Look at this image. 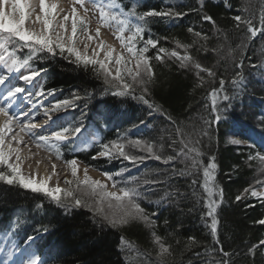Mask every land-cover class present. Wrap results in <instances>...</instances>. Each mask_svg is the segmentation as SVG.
I'll return each instance as SVG.
<instances>
[{
	"label": "trees",
	"instance_id": "obj_1",
	"mask_svg": "<svg viewBox=\"0 0 264 264\" xmlns=\"http://www.w3.org/2000/svg\"><path fill=\"white\" fill-rule=\"evenodd\" d=\"M114 1L127 14L133 11L143 14L153 8H172L188 13L182 19L145 17L147 23L144 25V39L151 35L158 40V48L176 50L181 56L185 54V49L177 48L176 42L190 45L188 55L217 73L215 79L203 73L204 83L201 85L195 69H182L179 61L168 56H162L163 61H158L155 59L157 49H149L146 55L152 58L154 83L149 86L148 98L178 123L186 125L188 130L206 127L204 120L214 118L210 113L208 94L213 87L219 88L221 77L226 79L225 87L229 95L237 93L219 126L213 124L209 136L202 137V145H199L203 153L200 159L205 165L215 156V182L223 189V202L217 217V239L220 243H213L210 229L200 218L199 206L193 207L194 201L188 188L191 177H173L170 187L153 186V193L140 201L150 219L156 220V235L170 249L168 264H208V261L222 257L221 247L231 254L232 264H264V245H260V241L264 240V225L258 223L264 219V199L252 197L244 191L254 187L258 175V161H249V154L255 156L259 152L264 155V67H261L264 64V36L258 33L257 37L247 41V48H240L243 34L236 30L233 19L235 15L255 17L253 23L260 27L259 17L264 0H205L203 12L211 15L220 29L216 35L213 34V25L203 21L193 11L199 7V0ZM189 27L193 28L192 33L188 31ZM242 27L246 31V26ZM195 32H201L208 39L196 37ZM217 48L219 52L214 51ZM11 51L21 62L29 55L27 48L15 49L12 46ZM38 56L42 58L33 57L29 65L44 70L43 89H55L57 100H71L74 92L82 97L75 101L80 110L73 121H76L77 127L91 128L97 135L95 144L89 148L72 151L69 144H64L61 151L65 163L68 159L77 158L79 163L101 174L127 167L124 180L135 176L142 189L149 187L143 184L144 180L163 179V170L167 168L171 171V165L165 166L151 158L135 165L122 158L111 161L101 157L92 159L100 150L101 143L113 140L131 148L129 141L140 139L155 144L164 155L172 154L168 137L175 125H170L158 114L149 117L147 105L132 99L131 95L113 96L112 91H105L102 78H97L91 66L78 67L58 55L53 57L40 53ZM241 58L243 66L239 69L235 64L241 63ZM239 71L243 72V86L234 88L230 81ZM139 94L137 89L136 95ZM232 137L245 144L228 143ZM139 153L140 156H147L146 152ZM175 167L184 165L176 163ZM165 191H178L184 195H174L160 202ZM202 191L198 187V192ZM238 195L242 197L239 201L236 200ZM153 212L158 216H151ZM99 219L96 217L94 220L93 213L86 208L66 212L43 193H33L0 182V232L14 229V236L20 240L34 236L32 243L44 264H155L159 245L155 244L152 231L145 224L140 222L113 228L98 223ZM253 245L258 247L250 254L249 249Z\"/></svg>",
	"mask_w": 264,
	"mask_h": 264
},
{
	"label": "snow or ice",
	"instance_id": "obj_2",
	"mask_svg": "<svg viewBox=\"0 0 264 264\" xmlns=\"http://www.w3.org/2000/svg\"><path fill=\"white\" fill-rule=\"evenodd\" d=\"M88 3L91 5V10H99V23L95 29V37L89 34L88 31L87 13L90 8L86 7V0H72L73 7H71L70 13L63 8L58 9L55 2L49 3L47 0H0V49H4L5 53L0 55V62H3L4 65V67L0 68V86L7 85L13 78H18L29 87L33 86V82L42 75L44 70L31 68L29 61L33 57L42 58L38 56L40 53H47L53 57L58 55L78 67L88 68L91 66V70L96 74L97 78H102L105 91H112L113 96L131 95L132 99L147 105L149 117L158 114L164 120L170 122V125H175L174 131L168 137L171 141L169 146L173 149L172 154L164 155L162 150L157 148L155 144L136 139L129 141V143L142 152H146L147 156L130 155L124 150L125 145L123 143H120L119 140H113L109 143H101L100 150L92 159L95 160L97 156L109 161L122 158L124 161L135 165L143 163L147 158H151L161 161L165 166L171 165V171L169 172L165 168L162 173L163 179L144 180L143 184L149 185L146 189H142L138 178L135 176H130L128 180H124V173L128 171L127 167H122L114 173L104 171L102 175L107 181L111 182V190H109L105 183L100 180H94L87 174V167H85L84 175L81 179L78 176L79 161L77 158H72L66 160L71 179L65 180L68 185L65 189H61L59 186L48 187V179L37 180L35 177H26L22 174V164L25 158L22 156L23 149L21 148L22 144L28 147L24 142L25 135L29 136L37 148H44L53 152L57 159L62 158L61 145L64 143L69 144L72 151L78 149L79 146L75 142L78 140L82 127H60L58 123L59 117L55 116L56 119L54 120L52 113H60L61 110L66 112L75 105L76 100H80L82 97L74 92L71 100H57L52 103L50 108H44L43 114L47 117V121L41 126L31 122L30 111H25L23 108L19 111L13 110L17 104L18 96L25 93L27 89L22 85H10L5 87L4 93L0 95V100L3 101L0 103V182L9 186H19L21 189L33 193H43L66 212H70L75 208H86L93 213L94 220L96 217L100 218L97 221L98 223H104L113 228L142 222L152 231V238L155 244L159 245L158 259L155 264H168L167 256L171 254L170 249L165 246V242L161 237L156 235V220L150 219L149 214L141 206L140 201L153 193V186L164 185L170 187V181L173 177H191L188 188L191 190L190 196L194 201L193 207L199 206L201 211L200 218L204 222L205 227L210 229L213 243L219 244L220 241L217 239V217L218 208L223 202V189L219 188L215 182L217 169L215 156L211 157L205 165L200 159L203 153L199 145H202V137L209 136V129L213 124L217 127L219 126L224 114L232 106L237 93L233 92L232 95H229L225 87L226 79L221 77L219 79V88L213 87L208 94L211 100L210 113L214 118L204 120L206 127L201 126L198 130L193 127L188 130L186 125L178 123L166 110L148 98L150 93L149 86L154 83L153 67L150 63L152 58L146 55L149 52V48L157 49L155 59L158 61H163L161 54H164L170 59L174 58L179 61V67L182 69H188L189 71L195 69L197 80L201 85L204 83L203 73H207V76L213 79H215L217 73L213 68L202 66L201 63L188 55L187 49L191 47L190 45L182 44L180 41L176 42L177 48L185 49V54L181 56L176 50L169 51L165 47L158 48V40L152 38L151 35L144 39V25L147 23L145 17L182 19L188 13L174 11L172 8H162L160 10L153 8L143 14H137L133 11L121 18L120 14L107 11L98 0H88ZM76 5H79L84 10L85 16L78 14ZM204 7L205 0H199V7L194 8L193 11H196L203 21L213 25V34L216 35L220 32V29L216 27V21L213 17L203 12ZM33 15H35V21L42 24L40 31L25 27L26 21L30 20ZM130 16H134L138 22L129 19ZM254 18L241 15L233 17L236 22V30L243 34V39L239 45L242 49L247 48V41L257 37L258 33L264 36V5H262L259 17L260 27L253 23ZM69 20L71 22L70 33H68L66 28V22ZM113 22L115 24V38L128 55L125 56L124 52L115 53L114 55L115 50L113 47L107 45L103 40H100L92 48V55H88L89 44L100 37L101 27H113ZM242 26H246V31ZM57 27L60 29L58 32L56 31ZM126 31L129 33L128 35H125ZM188 31L192 33L193 28L189 27ZM78 32H83L86 36V41L83 42V52L75 46V38ZM194 35L204 40L208 39L201 32H195ZM141 42L142 46L137 47ZM9 45H13L15 49L27 48L28 57L21 62L9 56V59H11L9 64L5 58L9 54ZM214 51L219 52L220 50L217 48ZM101 53H103V58H100ZM229 55H231V52H229ZM133 60L135 62L134 67H131ZM112 61L117 65L115 74L108 66ZM242 61L243 58H241V63L235 64V67L242 69ZM261 67H264V64ZM22 69L27 70V73H23ZM243 82L242 71L237 72L235 78L230 81L234 88H242ZM137 89H140L139 95H136ZM55 91V89H52L45 93L44 89L41 88L36 95L40 97L44 95L54 96ZM29 95L31 96V94ZM35 107L36 105L33 104V108ZM205 108H208L207 103ZM141 123L145 122L141 121ZM41 127H43V134L34 131V129H40ZM14 128L19 129V131H16L9 138V134L13 133ZM13 142H15V146H13ZM228 143L239 145L242 141L230 139ZM249 145L254 146L250 143ZM248 160H257L261 166V171H264V155L259 152L255 156L249 154ZM176 163H180L184 167L177 168L175 167ZM37 164H39V161H37ZM53 170L55 171L54 165ZM115 177H120L121 179L117 180ZM198 187L203 190L202 193L198 192ZM244 191L245 193H250L252 197L264 198V188L260 191L246 188ZM174 195L183 196L184 194L178 191H165L160 202H164ZM241 198L238 195L236 200L239 201ZM151 216L157 217L158 214L153 212ZM258 223L264 225V219L259 220ZM34 240L35 237L29 235L25 243L30 245V242H34ZM193 243H195L194 240ZM260 245H264V240L260 241ZM257 247L258 245H253L249 249V253H254ZM16 251L21 252V255L26 252L30 253V255L26 260L13 262V264H44V261L39 256L31 253L30 246L23 251L17 246ZM205 251L206 253L209 252L208 249ZM211 251L214 252L216 250L212 249ZM219 251L222 253V257L215 261L210 260L208 264H232L231 254L224 252L222 247ZM197 255L199 256L200 253H197ZM6 256L7 258L0 261V264H9L12 261L13 254L11 252H8Z\"/></svg>",
	"mask_w": 264,
	"mask_h": 264
},
{
	"label": "rangeland",
	"instance_id": "obj_3",
	"mask_svg": "<svg viewBox=\"0 0 264 264\" xmlns=\"http://www.w3.org/2000/svg\"><path fill=\"white\" fill-rule=\"evenodd\" d=\"M98 2L102 6H104L107 11L116 12L117 14H120L121 18H123V16L125 15L124 13H121L120 11H118L117 7L114 5V3L111 0H98ZM63 3L65 5H67V7H66L67 9H65V11L70 13L71 7H73L72 0H63ZM76 7H77L79 15H81V16L86 15L84 10L81 9L79 7V5H76ZM86 7L90 8V11L87 13L88 31H89V34H91L95 37V29L99 23V10L98 9L91 10V5L88 3V0H86ZM129 19H131V18L129 17ZM131 20L136 22L135 19H131ZM25 27L28 29H31V30L40 31L42 28V24L39 22H36L35 21V15H33L30 20L26 21ZM66 28H67L68 33H70L71 32L70 20L68 22H66ZM56 31L58 32V31H60V29L57 27ZM114 33H115L114 22H113V27H101L100 37L96 38L94 42L89 44L88 55L91 56L92 55V48L96 44H98L100 40H103L107 45H110L113 47V49L115 50L114 55H115V53L124 52V55L127 56L128 54L126 53L125 50H123L121 48L120 42L115 38ZM128 34L129 33L126 31L125 35H128ZM81 38L83 41L86 40L85 34L83 32H78V34L75 38V46L81 52H83L84 51L83 44L78 43V40ZM11 46H13V45H9V47H11ZM140 46H142V43L137 45V47H140ZM4 54H5L4 49H0V55H4ZM9 56H11V55L8 54V56H6L5 58L8 61V63L10 64L11 59H9ZM161 56H166V55L161 54ZM11 58H12V56H11ZM100 58H103V53H101ZM134 63L135 62L133 60L132 65H130V66L134 67ZM0 66H1V68L4 67L3 62H0ZM108 66H109L110 70L113 72V74H115L117 65L114 63V61L110 62ZM21 71L25 74L27 73V70L22 69ZM41 83H42V79H41V76H39L33 82L34 85L31 87H29L27 85L26 86L27 91L25 93L19 95L17 98V99L23 100L22 101L23 105H21V106L25 107L24 108L25 111H30L31 122L36 123V124L41 123V120L44 117V114H43L44 108H46V107L50 108L52 103L57 101V94L56 93L54 96L44 95V96L40 97V96L36 95V93L41 89L40 88ZM10 85H22L25 87L26 84H25V82L20 81L18 78H13L12 80H10L8 82V84L6 86H10ZM0 88L2 89V87H0ZM1 89H0V95H2L4 93V90L3 89L1 90ZM29 94H31V96ZM1 101L2 100H0V102ZM33 104L36 105L35 108H33ZM79 107H80V105H78V106L74 105L73 107L69 108L66 112L64 110H61L60 113H52L54 120L56 119L55 116H58L59 117L58 123H59L60 127H77L78 124L76 125V121H73V119L75 117H77V114L79 113V110H80ZM46 119H47V117H46ZM78 127H80V126H78ZM40 134H43V133H40ZM232 139H238V138L232 137ZM238 140H240V139H238ZM94 141H95L94 133H92L88 130L87 131L83 130V128H82V131L78 137V140L75 143L79 146L78 149H83V148H88L90 145H92L94 143ZM244 144L245 143L242 141V143L239 145H244ZM22 148H24V150H26V151L29 150L30 153L32 154V156H34V155L36 156L40 152V156H41L42 160L44 157H46L49 160V162L55 166L54 174H51L48 176L49 177L48 178V187L59 186L61 189H65L68 187V185L65 183V180L71 179V174H70L69 168L67 167V164L62 161L63 157L61 159H57L56 155L53 152H50L49 150H46L44 148H37L34 143H30V145L28 147H22ZM124 150L127 152H132L133 153L132 155H137V156H140L139 152H142L140 149L133 147V146L131 148H129L128 144L125 145ZM42 155L44 157H42ZM255 155H256V153H255ZM85 167H86L85 165L79 163L78 176L81 179L83 178ZM257 170H258L257 171V173H258L257 180H256V182H254L253 189L260 191L262 188H264V171H261V166L259 163H258V169ZM22 174L25 175L26 177H35L37 179V175L36 174L35 175L30 174L28 172V170L23 167V164H22ZM87 174L92 179L100 180L101 182L105 183L108 186L109 190H111V182L107 181L105 179V177L99 171H96V170H93V169H90L87 167ZM262 199H264V198H262ZM7 232L12 234V231H7ZM29 246L30 245L28 244V245L22 247L21 251L29 248ZM14 247H15V245L13 244L12 241L10 242L8 238H3L0 236V253L5 252L7 254L8 252H11L13 254V256H16V257L18 256L20 261L26 260V258L30 255V253H27V252L24 253L23 255H21V252H17L16 248L14 249ZM30 248H31V246H30ZM31 253H34L32 248H31Z\"/></svg>",
	"mask_w": 264,
	"mask_h": 264
},
{
	"label": "bare ground",
	"instance_id": "obj_4",
	"mask_svg": "<svg viewBox=\"0 0 264 264\" xmlns=\"http://www.w3.org/2000/svg\"><path fill=\"white\" fill-rule=\"evenodd\" d=\"M47 2H49V3L55 2L57 4L58 9H60V8L67 9L66 8L67 5H65L63 3V0H47ZM61 15H63V14H61ZM85 41L86 40L83 41L81 38L78 40V43L83 44V42H85ZM0 68H1V66H0ZM25 86H27V85H25ZM0 87H2L3 90H5V87H7V86L5 85V86H0ZM22 101L23 100H21V99H17V104L14 106V109H13L14 111H18L19 109H21L19 106H21L23 104ZM24 108L25 107H23V109ZM46 121H47L46 116H44L43 119L41 120V123H37V124L43 126L46 123ZM16 131H19V129L14 128L13 133L9 134V138L11 137V135L15 134ZM34 131H36L38 133L39 132L43 133V127H41L40 129H34ZM24 142L28 146L30 145V143H32L31 139L27 135L24 136ZM13 145L15 146V142H13ZM22 147H25L24 144L21 145V148ZM22 149H23L22 156L25 158L24 162H23V167L26 168L30 174H32V175L36 174L37 180L48 179L49 175L54 174L53 165L43 155H42V157H44V158L42 160L41 156H40V152L36 156L35 155L32 156V154L30 153L29 150L26 151V150H24V148H22ZM13 159H14V157H13ZM37 161H39V164H37ZM4 256H5L4 253H0V261L4 258ZM9 264H11V263H9Z\"/></svg>",
	"mask_w": 264,
	"mask_h": 264
}]
</instances>
